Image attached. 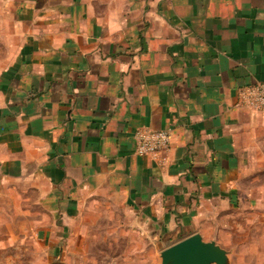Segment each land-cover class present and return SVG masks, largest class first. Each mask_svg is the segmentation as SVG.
Instances as JSON below:
<instances>
[{
	"label": "crops",
	"instance_id": "0c3cea01",
	"mask_svg": "<svg viewBox=\"0 0 264 264\" xmlns=\"http://www.w3.org/2000/svg\"><path fill=\"white\" fill-rule=\"evenodd\" d=\"M262 82L264 0H0V182L64 227L102 199L204 238L264 210V114L237 106ZM138 129L168 149L137 156Z\"/></svg>",
	"mask_w": 264,
	"mask_h": 264
},
{
	"label": "rangeland",
	"instance_id": "374dc122",
	"mask_svg": "<svg viewBox=\"0 0 264 264\" xmlns=\"http://www.w3.org/2000/svg\"><path fill=\"white\" fill-rule=\"evenodd\" d=\"M17 184L0 182V264H160L173 245L132 228L131 216L102 199L85 204L64 227L34 191ZM263 212L215 221L202 239L225 250L230 264H264Z\"/></svg>",
	"mask_w": 264,
	"mask_h": 264
},
{
	"label": "built area",
	"instance_id": "2783aa9c",
	"mask_svg": "<svg viewBox=\"0 0 264 264\" xmlns=\"http://www.w3.org/2000/svg\"><path fill=\"white\" fill-rule=\"evenodd\" d=\"M237 106L264 114V82L241 88ZM133 139L135 154L139 157H156L169 146V133L164 130L138 129Z\"/></svg>",
	"mask_w": 264,
	"mask_h": 264
},
{
	"label": "water",
	"instance_id": "95a60500",
	"mask_svg": "<svg viewBox=\"0 0 264 264\" xmlns=\"http://www.w3.org/2000/svg\"><path fill=\"white\" fill-rule=\"evenodd\" d=\"M160 264H230L227 252L214 241L193 234L163 250Z\"/></svg>",
	"mask_w": 264,
	"mask_h": 264
}]
</instances>
